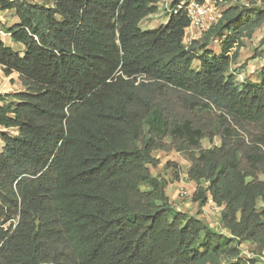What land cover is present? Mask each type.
I'll return each instance as SVG.
<instances>
[{"label":"trees","instance_id":"trees-1","mask_svg":"<svg viewBox=\"0 0 264 264\" xmlns=\"http://www.w3.org/2000/svg\"><path fill=\"white\" fill-rule=\"evenodd\" d=\"M159 2L0 0L19 19L0 28L24 47L0 40V64L25 88L17 103L0 95V127L18 130L0 133V264H256L240 244L264 250V66L253 83L231 65L264 0L211 25L218 54L206 37L185 45L184 12L142 29ZM174 149L191 160L194 201L223 207L222 231L152 172L154 151Z\"/></svg>","mask_w":264,"mask_h":264},{"label":"rangeland","instance_id":"rangeland-1","mask_svg":"<svg viewBox=\"0 0 264 264\" xmlns=\"http://www.w3.org/2000/svg\"><path fill=\"white\" fill-rule=\"evenodd\" d=\"M177 1L178 0H170L169 3L171 2L172 4H174ZM238 5L242 6L240 0H227L224 1V3L219 4V8L220 10L225 11L231 6ZM253 5L255 4H252L251 6ZM168 15L169 12L167 11L165 5L163 3H159V9L157 13L152 14V16L150 17L147 16L141 21L140 25L144 30L159 27L160 25L166 24V21L168 20ZM0 20L2 26L5 27H10L19 22V19L16 16L14 10L0 9ZM200 33V31L199 33H197V37L195 39L204 40L203 38L206 37L205 39L207 42L212 40H210V38H207V36L210 35L209 32L205 33L204 35ZM8 37L9 36L6 32V29L1 27L0 40H2L5 44L9 46H13L12 48L14 50L23 53L24 47L20 44H13ZM263 39L264 25L258 28L251 38L244 39V45L240 51V56L242 55V57L240 58L239 56L237 61L231 65V72H235L237 74V78L240 82L249 81L253 83H258L262 79L261 69L263 68V66L261 67L260 62L264 61L262 60V56L264 54ZM220 44L221 42H210V45L214 47L220 46ZM198 64V61H195L193 64L194 68L199 69L200 66H198ZM3 70L4 68L0 64V95L4 97L6 102L8 101L17 103L18 100L13 98V96L17 92L24 91L25 88L21 84L17 73L14 72L11 75L7 76L4 74ZM3 103L4 102L0 99V104ZM0 133H8L11 136H16L18 134V130L14 128L7 129L0 127ZM213 144L220 145L221 138L219 136H216L212 141L208 138L202 140V145L205 148L211 147ZM3 147L4 142L0 135V152L3 150ZM153 154L160 159V163L157 166H151V170L155 175L161 176L167 180V186L165 188L166 195L170 196L173 190H170L169 187L172 188L173 186H175L176 190L174 189V191H177L178 196L182 198L183 201H187L186 204L183 203V201L179 204L181 210L185 212L188 211V213L192 215H200V217L204 218L208 223L212 224V226L217 228L219 231H222V206L218 205V208L214 207L213 204L209 201L205 205L200 206L199 202L194 201L192 195H190V192L193 194L196 192V190L198 189V185L188 178V165H191V160L188 154L186 152L178 151L175 149L172 151L156 150ZM261 178H263V176H261ZM207 186L208 185L205 183L201 185V187L203 188H206ZM167 187L169 193H167ZM193 203H196V207L194 209L192 208V205H194ZM261 205L262 201H259L258 206L260 207ZM219 208L221 209L219 210ZM240 247L242 249V256L244 258H246L247 260L251 258H256V264H264V250H261V248L257 244L252 243L250 241H242ZM248 264L252 263L249 262Z\"/></svg>","mask_w":264,"mask_h":264},{"label":"built area","instance_id":"built-area-1","mask_svg":"<svg viewBox=\"0 0 264 264\" xmlns=\"http://www.w3.org/2000/svg\"><path fill=\"white\" fill-rule=\"evenodd\" d=\"M160 0L169 12L168 19L179 12H184L190 19V25L185 29L183 42L189 46L192 41L200 34L209 32L212 24L217 23L221 18L223 10H220L219 4L222 0H178L176 3H169L170 0ZM236 1V0H234ZM242 5L251 6V0H240ZM236 4V3H234ZM156 14V13H155ZM152 16L149 15V17ZM168 21V20H167ZM166 21V22H167ZM219 42L218 39L214 40ZM208 201L218 208V205L209 196ZM221 208H219L220 210ZM223 209V207H222Z\"/></svg>","mask_w":264,"mask_h":264},{"label":"crops","instance_id":"crops-1","mask_svg":"<svg viewBox=\"0 0 264 264\" xmlns=\"http://www.w3.org/2000/svg\"><path fill=\"white\" fill-rule=\"evenodd\" d=\"M167 23V22H166ZM8 38L11 40V38H10V34H8ZM11 42L13 43V44H15V45H19V44H17V43H15V42H13L12 40H11ZM21 45V44H20ZM11 47H13V46H11ZM205 49H210V50H214L215 51V53L216 54H218L219 52H218V50H219V46H216V47H214V46H208V47H206ZM204 51V49H202V50H200V52H203ZM242 57V55L240 56V58ZM263 60V59H262ZM195 61H198V60H195ZM194 61V62H195ZM198 66H200V62L198 61ZM261 63V67L262 66H264V61L263 62H260ZM259 63V64H260ZM261 67H260V69H261ZM259 69V68H258ZM189 167H188V170H189V168H190V164L188 165ZM188 170H187V172H188ZM196 183V182H195ZM197 184V183H196ZM169 189L170 190H173V192H172V194L169 196L170 197V201L171 202H173L174 204H175V206L179 209V210H181L180 209V206H179V204L180 203H182V198H180L179 196H178V194H177V191H174V189H175V186H173L172 188H170L169 187ZM176 190V189H175ZM167 193H169L168 192V187H167ZM190 195H193V193H191L190 192ZM189 198H191V197H189ZM183 203H187V201H183ZM194 205H192V208L194 209L196 206H195V204L196 203H193ZM188 205V204H187ZM190 205V204H189ZM183 211V210H182ZM186 212H188V211H186Z\"/></svg>","mask_w":264,"mask_h":264}]
</instances>
